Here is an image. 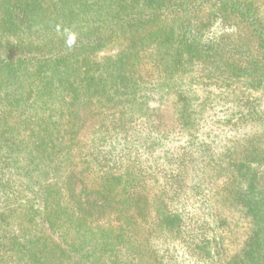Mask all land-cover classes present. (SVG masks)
Wrapping results in <instances>:
<instances>
[{"label": "trees", "instance_id": "obj_1", "mask_svg": "<svg viewBox=\"0 0 264 264\" xmlns=\"http://www.w3.org/2000/svg\"><path fill=\"white\" fill-rule=\"evenodd\" d=\"M263 96L264 0H0V264H264Z\"/></svg>", "mask_w": 264, "mask_h": 264}, {"label": "rangeland", "instance_id": "obj_2", "mask_svg": "<svg viewBox=\"0 0 264 264\" xmlns=\"http://www.w3.org/2000/svg\"><path fill=\"white\" fill-rule=\"evenodd\" d=\"M260 103H261L262 106H264V98H263V102H260ZM223 106H221V107H223ZM216 108H219V106L216 107ZM226 213H227V215L229 217H234L233 220L235 222L239 223V226H242V224H240V223L243 222V220H242L243 218L240 216V214L237 211L235 212L233 209H230ZM236 229H238V228H236ZM242 229H243V226H242ZM242 229H240V227H239V230L242 231ZM227 244H232L231 245V249H230V247L228 248V251H229V250H232V248L235 247L236 242H233V243H229L228 242ZM173 256L175 258H177V260H178L179 263L183 262L184 264H193L194 260H197L196 254H191V256H189L188 253H187V251H186V249L182 245L181 246L177 245V246L174 247ZM211 264H215V263L212 262Z\"/></svg>", "mask_w": 264, "mask_h": 264}, {"label": "clouds", "instance_id": "obj_3", "mask_svg": "<svg viewBox=\"0 0 264 264\" xmlns=\"http://www.w3.org/2000/svg\"><path fill=\"white\" fill-rule=\"evenodd\" d=\"M74 41H75V36L71 35L69 36L67 43L69 46H71L74 43Z\"/></svg>", "mask_w": 264, "mask_h": 264}]
</instances>
